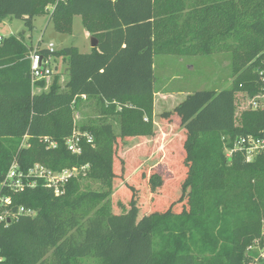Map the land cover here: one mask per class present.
<instances>
[{"label": "trees", "instance_id": "trees-1", "mask_svg": "<svg viewBox=\"0 0 264 264\" xmlns=\"http://www.w3.org/2000/svg\"><path fill=\"white\" fill-rule=\"evenodd\" d=\"M188 1L0 0V22L21 19L31 32L34 18L48 14L46 7L53 4L48 15L57 32L70 34L73 16L79 15L98 41L89 52L67 46L51 53L67 62V80L61 87L55 75L47 90L36 93L29 59L34 47L20 34L0 39V182L14 162L23 172L35 163L56 171L88 164L59 196L41 181L20 192L0 191L11 197L13 210L24 206L36 212L0 222V264H126L139 236L131 232L132 210L111 221L107 247L95 257L72 247L75 218L113 192L117 137L153 133L154 55L216 51L231 54L232 83L219 91L190 93L172 111L185 131L182 151L188 164L177 201L188 189L189 209L176 213L169 206L149 216L143 227L149 238L147 264H264L247 250L264 238V155L247 162L237 151L228 160L222 139L264 132V105L236 116L237 93L264 92V0ZM39 52L49 54L45 48ZM83 95L101 103L104 117L110 113L118 119L120 133L111 121L82 125L93 141L83 140L74 155L64 139L72 133L74 109ZM44 137L56 146L48 147ZM85 176L106 191H81L79 180ZM148 182L161 186L156 173ZM109 210L108 197L93 215L108 218Z\"/></svg>", "mask_w": 264, "mask_h": 264}, {"label": "rangeland", "instance_id": "rangeland-1", "mask_svg": "<svg viewBox=\"0 0 264 264\" xmlns=\"http://www.w3.org/2000/svg\"><path fill=\"white\" fill-rule=\"evenodd\" d=\"M190 4L191 0L186 2V5ZM48 7L49 14L53 4H49ZM48 14L35 17V29L31 32L21 19L9 17L11 21L0 27V34L11 35L10 32H13V35H22L26 30L32 34L30 42H39L43 46L52 42L57 49L61 45L62 35L54 29ZM90 40L81 17L77 16L72 22L71 33L65 36V43L68 46H76L80 52L85 53L91 49ZM51 65L53 73L50 79L45 82L44 87L35 86L34 92L47 90L55 75L58 76L57 83L61 87L65 85L67 62L57 57L51 60ZM153 67L154 90L158 92L155 95V113L151 116L153 133L117 137L113 159V170L116 175L113 180V192L109 196L104 194L96 206L86 209L88 216L84 214L75 218V224L69 234L72 247L77 252L87 254L88 257H95V254L106 249V242L110 239L108 234L111 221L123 218L132 210L131 232L139 233V236L133 241L131 257L126 264H147L149 238L143 227L147 224L149 216L162 212L169 206L176 213L189 209L188 189L183 192L182 200L177 201L182 195L181 185L188 178V164L182 151L185 131L180 120L172 112L174 106L187 94L199 90L219 91L229 88L232 83L231 54L226 51L209 54L179 52L156 54ZM161 93L170 94L166 98H161L159 96ZM236 95V116L242 109L250 108L253 102L256 105L260 104L261 107L264 105V92L257 97H248L241 92ZM166 111L171 112L170 116L162 117ZM103 115L101 103L96 98L82 97L74 109V128L79 131L82 125L102 120L111 121L114 132L119 134L118 119L111 117L113 115L110 113L106 117ZM144 119H147L146 115ZM152 173L159 174L161 186L154 187L149 184V176ZM79 184L81 191L92 190L102 194L106 191L99 181L87 176L81 177ZM108 197L110 216L108 218L94 216L96 209L103 208ZM262 231L264 232V226ZM101 239L104 241L101 242ZM96 244L103 246L98 247ZM258 250L254 248L251 254L256 255Z\"/></svg>", "mask_w": 264, "mask_h": 264}, {"label": "built area", "instance_id": "built-area-1", "mask_svg": "<svg viewBox=\"0 0 264 264\" xmlns=\"http://www.w3.org/2000/svg\"><path fill=\"white\" fill-rule=\"evenodd\" d=\"M39 49L34 48L30 54V80L32 89L38 86V82H47L52 73L51 60L55 57L51 54L56 48L52 42H48L45 49L49 51V54L44 56L39 52ZM263 71H260L262 74ZM263 94L259 93V95ZM258 95L254 96L257 97ZM82 97H85L84 95ZM255 102L252 103L250 108H257ZM44 142L48 143V147H55L56 142L50 140L48 137H44ZM224 141V153L227 159L231 158L234 152H241L247 162L254 160L257 155H264V132L258 136L245 135L239 136L231 140L228 136L222 137ZM85 140L88 143H92V135L85 130H77L73 128L72 133L64 139L65 146L71 154L79 155L81 152V142ZM88 169V164L74 167H66L59 171L52 170L44 165L35 163L31 166L27 172H23L19 169L17 163H12L8 171L6 172L3 180L0 182V191L3 188L8 189L12 192H20L24 188L34 187L39 181L42 182L43 186L53 191L55 196H59L64 192V186L71 178L78 176L79 171H82L83 175L85 170ZM11 197L4 195L0 192V222L9 224L11 221L16 219L18 215L34 216L35 210L24 206H18L16 210L11 207ZM254 248L259 249L256 254L255 261L258 259H264V238L261 240H255L252 245L248 247V253L254 251Z\"/></svg>", "mask_w": 264, "mask_h": 264}, {"label": "crops", "instance_id": "crops-1", "mask_svg": "<svg viewBox=\"0 0 264 264\" xmlns=\"http://www.w3.org/2000/svg\"><path fill=\"white\" fill-rule=\"evenodd\" d=\"M47 9L49 8V7H46ZM77 16H79V15H74L73 16V19H72V22H73V20H74V18H76ZM81 17V16H80ZM35 19V18H34ZM82 19V18H81ZM9 21H11V18H9V17H7V18H5V19H3L1 22H0V27H3L7 22H9ZM33 24H34V20H33ZM34 29H35V25H34ZM30 32V31H29ZM10 33H12L11 35H13L14 33L13 32H10ZM28 32L25 30V31H23L22 32V37H23V40H24V42H25V44L26 45H31V46H33L34 48H36V47H39V48H45L46 47V45H42V44H40L39 42H37V43H32V42H30V35H32V34H30V33H28ZM58 34H60V35H62L60 38H62L61 39V45L60 46H58L57 47V49L60 47V48H62V47H67L68 46V44H66L65 43V36L67 35V34H61V33H59V32H57ZM7 36H10V35H5V34H0V39L2 38V37H7ZM79 50V49H78ZM80 51V50H79ZM89 52V51H88ZM55 59H57V57H55ZM153 66H154V62H153ZM154 68V67H153ZM32 91H34V89H32ZM156 94H158V92H155L154 93V96H153V113H155V95ZM170 94V93H169ZM168 93H161L159 96L161 97V98H166L168 95H169ZM177 94H180V93H177ZM188 95V94H187ZM186 95V96H187ZM185 96V97H186ZM182 100H180V101H178L177 103H176V105L179 103V102H181ZM175 105V106H176ZM174 106V107H175Z\"/></svg>", "mask_w": 264, "mask_h": 264}, {"label": "water", "instance_id": "water-1", "mask_svg": "<svg viewBox=\"0 0 264 264\" xmlns=\"http://www.w3.org/2000/svg\"><path fill=\"white\" fill-rule=\"evenodd\" d=\"M88 35H89V37H90V46H91V48H94V47H97V45H98V41H97V39L94 37V36H92V34L91 33H89L88 32ZM60 49V47L58 48V50Z\"/></svg>", "mask_w": 264, "mask_h": 264}]
</instances>
